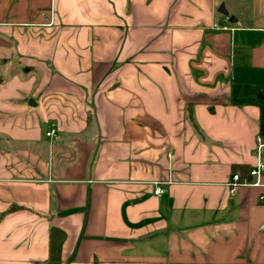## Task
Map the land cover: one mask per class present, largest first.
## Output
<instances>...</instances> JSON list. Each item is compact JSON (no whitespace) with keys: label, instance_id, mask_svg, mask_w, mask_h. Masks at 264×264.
<instances>
[{"label":"crops","instance_id":"obj_1","mask_svg":"<svg viewBox=\"0 0 264 264\" xmlns=\"http://www.w3.org/2000/svg\"><path fill=\"white\" fill-rule=\"evenodd\" d=\"M257 135L264 0H0V264H264Z\"/></svg>","mask_w":264,"mask_h":264},{"label":"built area","instance_id":"obj_2","mask_svg":"<svg viewBox=\"0 0 264 264\" xmlns=\"http://www.w3.org/2000/svg\"><path fill=\"white\" fill-rule=\"evenodd\" d=\"M213 28L226 30V26H219L218 24H212ZM47 137L55 136L53 129H48L45 132ZM253 154L255 157V164L248 170L247 174L249 177L254 178V181L251 183L254 186H262L264 188V183H261V178H264V139L262 136L257 135L254 139V148ZM247 184V181L241 178L238 174H233L231 176V181L227 183L228 193L232 194L238 186ZM163 192V188L160 184H155L153 189L154 195H159ZM259 201H264V193L259 196ZM261 238L264 240V223L260 225Z\"/></svg>","mask_w":264,"mask_h":264},{"label":"water","instance_id":"obj_3","mask_svg":"<svg viewBox=\"0 0 264 264\" xmlns=\"http://www.w3.org/2000/svg\"><path fill=\"white\" fill-rule=\"evenodd\" d=\"M217 12L220 13L221 15L223 16H227V12L226 10L224 9L223 5H220L217 9Z\"/></svg>","mask_w":264,"mask_h":264},{"label":"trees","instance_id":"obj_4","mask_svg":"<svg viewBox=\"0 0 264 264\" xmlns=\"http://www.w3.org/2000/svg\"><path fill=\"white\" fill-rule=\"evenodd\" d=\"M247 172H248V170L243 171L242 173H240V174H238V175H239L240 177H241V176H245V175H246L247 177H249L248 174H247Z\"/></svg>","mask_w":264,"mask_h":264}]
</instances>
